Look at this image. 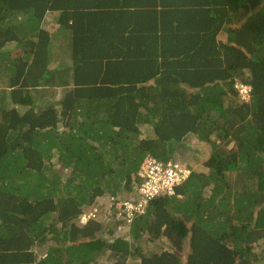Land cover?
Returning <instances> with one entry per match:
<instances>
[{
  "label": "trees",
  "instance_id": "1",
  "mask_svg": "<svg viewBox=\"0 0 264 264\" xmlns=\"http://www.w3.org/2000/svg\"><path fill=\"white\" fill-rule=\"evenodd\" d=\"M205 147L175 195L80 223ZM101 258L264 264V0H0V264Z\"/></svg>",
  "mask_w": 264,
  "mask_h": 264
},
{
  "label": "built area",
  "instance_id": "2",
  "mask_svg": "<svg viewBox=\"0 0 264 264\" xmlns=\"http://www.w3.org/2000/svg\"><path fill=\"white\" fill-rule=\"evenodd\" d=\"M242 99H249L251 88L237 84ZM186 165L173 162H162L148 157L141 166L138 175L140 182L135 183V195L129 200L110 198L109 209L104 211L100 207L93 208L90 212L80 217V223L86 224L89 220H98L102 215L112 214V209L118 210L120 216L134 217L141 214L152 198L157 196L175 195L176 189L189 177L191 171ZM101 218V217H100Z\"/></svg>",
  "mask_w": 264,
  "mask_h": 264
},
{
  "label": "rangeland",
  "instance_id": "3",
  "mask_svg": "<svg viewBox=\"0 0 264 264\" xmlns=\"http://www.w3.org/2000/svg\"><path fill=\"white\" fill-rule=\"evenodd\" d=\"M54 26H55V22H53L51 19H48L46 27L49 30H52V29H54ZM191 146L197 147L192 142H191ZM197 149H198V147H197ZM196 152H198V153H196ZM209 154H210V150H208L206 147H205L204 151H197V150L191 148V150L188 152V154H186L187 156H185L183 161L186 162V164L190 165L192 168H194V170L198 169L201 171H203V170L205 171L206 168L204 167V161L208 158ZM97 219L100 220V217H98ZM141 242H142L141 244L144 246V247H142V252L147 253V254L157 252L161 249H165L166 246H168V244L165 240H163L165 245H162L161 243L151 244V243H145L143 241H141ZM139 246H141V245H139ZM98 263L99 264H113V261L112 260H104L103 258H101V259H98Z\"/></svg>",
  "mask_w": 264,
  "mask_h": 264
},
{
  "label": "crops",
  "instance_id": "4",
  "mask_svg": "<svg viewBox=\"0 0 264 264\" xmlns=\"http://www.w3.org/2000/svg\"><path fill=\"white\" fill-rule=\"evenodd\" d=\"M58 35H57V37H56V39H54V40H56V42L59 44H62V43H64V42H66L67 44H69V41H70V33H68V32H59L58 31V33H57Z\"/></svg>",
  "mask_w": 264,
  "mask_h": 264
},
{
  "label": "clouds",
  "instance_id": "5",
  "mask_svg": "<svg viewBox=\"0 0 264 264\" xmlns=\"http://www.w3.org/2000/svg\"><path fill=\"white\" fill-rule=\"evenodd\" d=\"M237 84H241L240 82H237L236 84H235V88H236V85ZM242 85H244V84H242ZM245 86H247V85H245ZM251 88V87H250ZM237 89V88H236ZM238 90V89H237ZM239 91V90H238ZM186 166H187V164H186Z\"/></svg>",
  "mask_w": 264,
  "mask_h": 264
}]
</instances>
